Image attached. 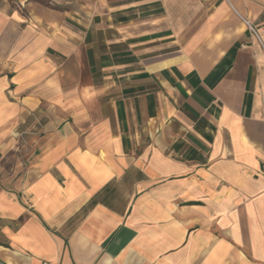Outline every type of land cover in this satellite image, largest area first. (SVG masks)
<instances>
[{
    "label": "crops",
    "instance_id": "obj_1",
    "mask_svg": "<svg viewBox=\"0 0 264 264\" xmlns=\"http://www.w3.org/2000/svg\"><path fill=\"white\" fill-rule=\"evenodd\" d=\"M0 264H264V0H0Z\"/></svg>",
    "mask_w": 264,
    "mask_h": 264
},
{
    "label": "built area",
    "instance_id": "obj_2",
    "mask_svg": "<svg viewBox=\"0 0 264 264\" xmlns=\"http://www.w3.org/2000/svg\"><path fill=\"white\" fill-rule=\"evenodd\" d=\"M247 25L249 26V28L251 29V31L259 38V36H258V33H257V31L255 30V28L254 27H252L251 26V24L249 23V22H247ZM259 40H260V38H259Z\"/></svg>",
    "mask_w": 264,
    "mask_h": 264
}]
</instances>
